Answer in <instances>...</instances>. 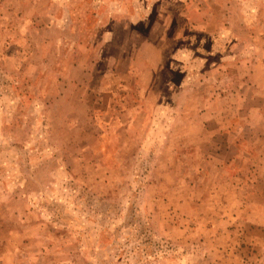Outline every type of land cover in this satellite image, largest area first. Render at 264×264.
Instances as JSON below:
<instances>
[{"label":"rangeland","instance_id":"1","mask_svg":"<svg viewBox=\"0 0 264 264\" xmlns=\"http://www.w3.org/2000/svg\"><path fill=\"white\" fill-rule=\"evenodd\" d=\"M0 264H264V0H0Z\"/></svg>","mask_w":264,"mask_h":264}]
</instances>
